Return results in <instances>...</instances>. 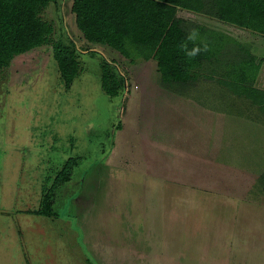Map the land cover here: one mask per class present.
Instances as JSON below:
<instances>
[{
	"label": "rangeland",
	"instance_id": "374dc122",
	"mask_svg": "<svg viewBox=\"0 0 264 264\" xmlns=\"http://www.w3.org/2000/svg\"><path fill=\"white\" fill-rule=\"evenodd\" d=\"M71 5L49 3L41 18L53 25L50 41L0 70V264H235L240 253L251 263L255 250L245 241L250 248L240 251V236L223 237L237 241L235 250V242L208 241L204 250L199 242L226 223L234 232L256 228L264 111L218 83L222 65L200 69L197 87L177 84L195 105H169L155 62L88 44ZM177 16L228 35L258 59L256 77L264 72V35L186 10ZM54 40L77 51L70 88ZM103 61L123 81L116 97L101 89ZM68 158L76 165L68 182H55L57 216L34 215L46 179L53 184Z\"/></svg>",
	"mask_w": 264,
	"mask_h": 264
},
{
	"label": "trees",
	"instance_id": "16d2710c",
	"mask_svg": "<svg viewBox=\"0 0 264 264\" xmlns=\"http://www.w3.org/2000/svg\"><path fill=\"white\" fill-rule=\"evenodd\" d=\"M52 1L0 0V70L16 55L50 41L54 28L41 18V12ZM178 10L207 15L264 35V0H72L71 5L76 27L87 43L107 47L130 63L155 61L161 84H195L204 65H222L227 71L218 83L264 111V90L253 85L259 70L255 55L224 33L188 23L177 16ZM191 29L197 30V45L201 47L193 59L181 50L185 43L188 49L194 46L185 39ZM51 49L60 79L70 88L80 70L77 51L73 44L61 40L52 41ZM100 70L102 91L109 97L118 96L122 79L106 61L100 64ZM75 165L68 158L53 184L46 179L49 185L43 189L34 215L57 216L53 209L55 182H68Z\"/></svg>",
	"mask_w": 264,
	"mask_h": 264
},
{
	"label": "crops",
	"instance_id": "0c3cea01",
	"mask_svg": "<svg viewBox=\"0 0 264 264\" xmlns=\"http://www.w3.org/2000/svg\"><path fill=\"white\" fill-rule=\"evenodd\" d=\"M88 44H90V43H88ZM150 62H155V61H153V60L143 61V63H150ZM263 64H264V62H263ZM204 66H206V65H204ZM263 73L264 72H263V67H262L260 70V74L258 75V77H256L255 84H254V86L256 88L261 89V90H264V84H263L264 74ZM157 74H158V71H157ZM215 74L217 75L218 73L216 72ZM216 75H214V76L211 75L210 77H208L207 80L213 81V79L215 78ZM158 79H159V76H158ZM195 85L198 86V83H195L194 86ZM197 86H195V87H197ZM178 87H179V85H177V84H172L169 86L163 85L160 83V80H159V84L156 85V89L158 92L163 91V92L167 93V95H165V97H166L165 100H167V103L169 105H173V106L176 105L177 106L178 104L183 102L182 99H185L186 101H188V103L184 102L185 104L190 103V105L191 104L195 105V100L191 99V95H188V93H189L188 88L185 86H180L181 90L180 89L178 90ZM188 87L192 88L190 86H188ZM181 97H183V98H181ZM186 98H188V99H186ZM165 100H163V101L160 100V101H161V103H163ZM206 119H207V117H206ZM202 123H204V122L202 121ZM155 165L159 166L158 161ZM148 166H150L149 163L145 164L142 167L143 171H149L150 168ZM236 212H242V211H236ZM175 216L178 217V215H175ZM242 218H240V219H242ZM172 219H174V218H172ZM190 219L193 220L192 218H190ZM226 225H227V223L223 225L224 227L219 226V228H217L216 230H212V231H207V229H206L207 240L205 239V240H202L199 242V244L201 245L200 250L208 249L210 247V245L208 244V241H210L212 243H217L218 245H220L221 243H225L226 245H228V243H229L231 245L235 242V244L233 246H229L230 249L235 250L236 242L238 241L237 243L240 246H243V247H241L242 250H240V251H244L245 246L246 245L248 246V244L251 242L250 246H252V249L254 248V250H255L254 256H252L251 263L252 264H264V167H261V168L256 167V228H253L251 230L250 229H247V230L246 229H238L237 232L235 231L236 232L235 233L233 230L232 231L225 230L224 228ZM235 226H237V225H235ZM197 227L198 226H196L194 224V227L191 228V230L193 232L199 231L201 228L198 229ZM224 232H226V233H224ZM230 232H232V234H229ZM196 236H197V233L194 235V239ZM224 236H230V237L240 236L242 238H240V239L238 238L237 241L234 240V238H231L230 240L224 241L223 240ZM244 237H247V239L245 240ZM251 238H254V239L250 240ZM245 241H247L248 244H245ZM190 243L192 244L193 240L190 241ZM248 248H250V247L248 246ZM248 248H246V249H248ZM241 255L242 254L240 253L238 256L239 258L236 260L235 264H245V263L249 264L250 261H248V259H246L245 255L242 257V259H240ZM240 261L241 262L243 261V263H241Z\"/></svg>",
	"mask_w": 264,
	"mask_h": 264
},
{
	"label": "clouds",
	"instance_id": "9594fccd",
	"mask_svg": "<svg viewBox=\"0 0 264 264\" xmlns=\"http://www.w3.org/2000/svg\"><path fill=\"white\" fill-rule=\"evenodd\" d=\"M186 41L191 42L194 46L191 49H188L187 43L181 45V50L184 51V54L187 58L193 59L201 51V47L197 45L198 32L196 29H191L186 36Z\"/></svg>",
	"mask_w": 264,
	"mask_h": 264
}]
</instances>
